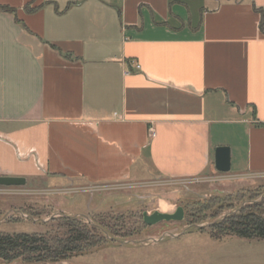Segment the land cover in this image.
Listing matches in <instances>:
<instances>
[{
	"label": "crops",
	"instance_id": "0c3cea01",
	"mask_svg": "<svg viewBox=\"0 0 264 264\" xmlns=\"http://www.w3.org/2000/svg\"><path fill=\"white\" fill-rule=\"evenodd\" d=\"M255 7L264 0H0V176L59 187L258 179ZM221 146L228 173L215 166Z\"/></svg>",
	"mask_w": 264,
	"mask_h": 264
},
{
	"label": "rangeland",
	"instance_id": "374dc122",
	"mask_svg": "<svg viewBox=\"0 0 264 264\" xmlns=\"http://www.w3.org/2000/svg\"><path fill=\"white\" fill-rule=\"evenodd\" d=\"M263 198L264 175L250 181L168 179L63 187L31 179L25 186H0V233L50 231L62 236V216L77 217L102 231L101 243L69 259H0V264H264V239H216L210 229ZM180 206L183 220L144 221L145 212L174 213Z\"/></svg>",
	"mask_w": 264,
	"mask_h": 264
},
{
	"label": "trees",
	"instance_id": "16d2710c",
	"mask_svg": "<svg viewBox=\"0 0 264 264\" xmlns=\"http://www.w3.org/2000/svg\"><path fill=\"white\" fill-rule=\"evenodd\" d=\"M255 8L261 12V27L264 29V12ZM3 9L11 10L7 7ZM34 9L36 8H32ZM58 220L63 229L62 236L50 231L31 234L0 233V259L8 262L21 259L27 263L58 262L83 254L87 248L101 243L102 231L99 227L83 223L72 216H62ZM210 229L211 235L216 239L226 235L264 239V198L212 223Z\"/></svg>",
	"mask_w": 264,
	"mask_h": 264
},
{
	"label": "water",
	"instance_id": "95a60500",
	"mask_svg": "<svg viewBox=\"0 0 264 264\" xmlns=\"http://www.w3.org/2000/svg\"><path fill=\"white\" fill-rule=\"evenodd\" d=\"M215 166L217 171L228 173L231 170V154L230 148L221 146L216 149ZM27 179L18 176H0V186H25ZM185 211L183 207H178L174 213H167L162 211H155L152 214L145 212L143 214L146 224L153 225L160 221L166 220H183Z\"/></svg>",
	"mask_w": 264,
	"mask_h": 264
},
{
	"label": "built area",
	"instance_id": "2783aa9c",
	"mask_svg": "<svg viewBox=\"0 0 264 264\" xmlns=\"http://www.w3.org/2000/svg\"><path fill=\"white\" fill-rule=\"evenodd\" d=\"M138 68H140V66H138ZM150 132H151V135H154V134H155V131H154V129H153V128L151 129V131H150ZM221 180H224V179H221Z\"/></svg>",
	"mask_w": 264,
	"mask_h": 264
},
{
	"label": "bare ground",
	"instance_id": "6f19581e",
	"mask_svg": "<svg viewBox=\"0 0 264 264\" xmlns=\"http://www.w3.org/2000/svg\"><path fill=\"white\" fill-rule=\"evenodd\" d=\"M165 208H167V206H165Z\"/></svg>",
	"mask_w": 264,
	"mask_h": 264
}]
</instances>
